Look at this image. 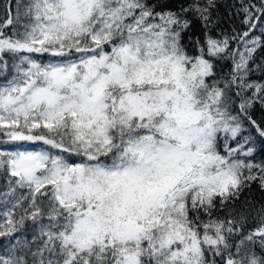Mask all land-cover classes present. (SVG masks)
<instances>
[{
	"label": "snow or ice",
	"instance_id": "1",
	"mask_svg": "<svg viewBox=\"0 0 264 264\" xmlns=\"http://www.w3.org/2000/svg\"><path fill=\"white\" fill-rule=\"evenodd\" d=\"M12 3L0 21V69L5 54L15 68L0 86V144L40 150H0V171L27 190L0 211V237L30 220L40 243L17 241L0 264H264V216L247 232L243 216L212 218L251 182L264 188V165L239 158L253 150L229 143L241 122L226 91L254 89L245 114L264 102V84L247 80L264 0H240L248 30L197 40V56L181 43L184 14L211 30L214 0L179 13L148 0H14L13 15ZM225 56L235 67L222 88L209 58Z\"/></svg>",
	"mask_w": 264,
	"mask_h": 264
},
{
	"label": "trees",
	"instance_id": "2",
	"mask_svg": "<svg viewBox=\"0 0 264 264\" xmlns=\"http://www.w3.org/2000/svg\"><path fill=\"white\" fill-rule=\"evenodd\" d=\"M29 0H21L22 4H28ZM206 0H200V3H205ZM150 6L154 5L156 11H171L179 13L181 7H187L194 3V0H148ZM245 4L252 3L259 6L261 0H244ZM214 7L209 9L211 13V19L214 26L211 30L205 29L201 20L193 13H185L184 18L190 21L189 28L182 33L181 43L184 46L187 54L191 56L199 55V47L197 40L200 45L206 47L207 36H211L214 39L222 40L224 36H233L236 33H242L248 30V26L242 23L244 19V13L240 10V0H214ZM9 7V0H0V21L5 18V9ZM11 11L15 14V3L11 5ZM264 21V17H261ZM235 29V32L233 31ZM207 33V35H206ZM252 36H259L262 40V46L257 48L256 52L253 53L252 58L248 63V82L264 84V23H260L257 27L252 30ZM239 48L243 51L242 44H238L236 40H230L229 50L235 52ZM5 58L8 60L7 70L0 75V86L7 84L8 80L15 74V68L13 62L7 54ZM209 58V57H206ZM212 60L215 73L214 79L220 81V87H224V82L231 80L234 70V62L231 57L225 56L223 59L209 58ZM238 60L239 57L237 56ZM44 62H47L46 60ZM209 78V82H211ZM227 95L230 97L229 104L233 115L240 117L241 132L237 136L236 140H229L232 147H238L237 141L244 144L245 150L251 148L252 154L248 157H244L242 154L239 157L247 162L264 165V137L259 135L257 126L260 129H264V102L258 98L253 99L252 106L247 109L246 114L241 112L240 104L242 100L252 97L254 89L245 90L242 96H237L236 92L238 89L233 85L227 89ZM255 121V124L252 123ZM223 136V134H221ZM6 137L0 136V140H5ZM31 144L24 143L18 145L22 148ZM33 146V145H31ZM34 148H37L33 146ZM40 150L39 148H37ZM219 151L223 153V141L221 140V146ZM254 172L258 169H254ZM15 177H10L6 171H0V211L5 210V207H10L11 202L22 194H27L26 189H19L15 184L10 185L9 180H15ZM15 189V192L12 190ZM5 201L8 204L5 205ZM194 215L190 213V216ZM231 215L233 218L240 219L241 216L245 218L244 221V232L254 229L260 223L261 217L264 216V188H261L259 181L251 182L250 185L244 188L239 197L230 201L226 207L217 208L213 210L212 218L227 219ZM202 220H207L209 217L203 212L200 213ZM47 219H43L40 223H47ZM39 236V225L33 221L26 220L24 227L12 237H0V254H6V249L12 247L19 241L21 244L27 243L31 248H35L37 243L34 238ZM239 237H234L232 243L238 242ZM257 252L260 251L259 246L256 248Z\"/></svg>",
	"mask_w": 264,
	"mask_h": 264
},
{
	"label": "rangeland",
	"instance_id": "3",
	"mask_svg": "<svg viewBox=\"0 0 264 264\" xmlns=\"http://www.w3.org/2000/svg\"><path fill=\"white\" fill-rule=\"evenodd\" d=\"M0 150L15 151V150H38V149L34 148L31 145H28V146H25V148H22L20 146H17V144L13 143V144H0ZM0 219H2V217H0Z\"/></svg>",
	"mask_w": 264,
	"mask_h": 264
}]
</instances>
